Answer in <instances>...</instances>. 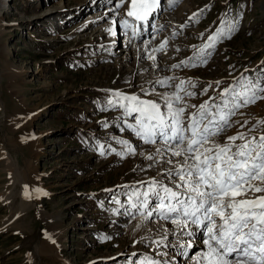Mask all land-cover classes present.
Listing matches in <instances>:
<instances>
[{
	"label": "rangeland",
	"instance_id": "rangeland-1",
	"mask_svg": "<svg viewBox=\"0 0 264 264\" xmlns=\"http://www.w3.org/2000/svg\"><path fill=\"white\" fill-rule=\"evenodd\" d=\"M6 2L0 20V264H140L145 257L160 260V251L168 253L169 264L191 262L198 246L187 255L174 245L157 249L151 241L165 228L176 233L168 241L183 244L186 235L155 214L147 220L129 203V197L136 202L134 189L148 190L170 165L149 167L153 162L145 155L154 147L126 129L124 119H132L119 108L102 109L114 91L163 104L161 96L180 80L196 85L189 104L219 101L230 86L242 91L244 77L264 72V0H161L145 30L148 38L139 40L138 31L134 50L122 55L117 47L125 36L132 39V27L117 23L116 35L107 29L113 19L137 25L124 15L127 4L116 9L118 0ZM201 12L197 22L193 14ZM225 21L234 28L230 38L225 30L201 54L212 43L208 37L226 29ZM164 41V50L154 51ZM189 58L196 67L181 64ZM165 77L173 79L157 83ZM204 88L208 92L201 95ZM231 119L248 120L249 128L264 120V99ZM238 130L244 129L237 124L226 135ZM122 139L136 155L116 154L125 151L117 143ZM197 229L189 236L197 238L194 243L206 238Z\"/></svg>",
	"mask_w": 264,
	"mask_h": 264
},
{
	"label": "snow or ice",
	"instance_id": "snow-or-ice-1",
	"mask_svg": "<svg viewBox=\"0 0 264 264\" xmlns=\"http://www.w3.org/2000/svg\"><path fill=\"white\" fill-rule=\"evenodd\" d=\"M168 2L172 4L175 0ZM126 4L125 16L147 22L160 8L161 0H130V3L118 0L116 9L124 8ZM199 15L202 12L193 14L197 22ZM117 23L125 29L132 27L133 37L139 35L127 19H113V27L107 29L110 34L116 35ZM223 23L226 29L220 28L210 35L208 40L212 43L200 49L201 54L205 49L215 47V42L225 35V30L230 38L234 28L226 21ZM166 44L164 41L154 51H163ZM148 58L153 62L156 60L155 56ZM191 59L181 61V64L196 67V63H189ZM206 62V59L201 60V63ZM171 79L165 77L157 83L168 85ZM243 81L242 91L230 86L220 92L219 101L209 97L198 105L188 103L189 99L197 96L191 90L196 87L191 80H180L178 84L170 85L174 91L161 96L163 104L155 99L114 91L107 107L102 109L119 108L123 117L132 119L131 123L124 119L126 129L144 144L154 147L153 152L145 155L146 160L153 162L149 167L170 165L160 174V179H152L148 190L141 193L134 189L132 196L136 197V202L129 197V203L147 220L155 214L160 220L175 225L180 229V236H192L193 232L188 231L192 226L203 229L206 237L202 241L204 249L189 257L195 264H264V129L259 135L253 134L264 126V120H258L249 128L248 120L241 123L231 119L238 109L264 99V95H260L264 93V72L255 79L244 77ZM220 83L216 81L217 85ZM141 92L148 95L143 88ZM207 92L208 89L204 88L200 94L206 95ZM237 124L244 130L226 135ZM104 126L107 127V123ZM221 137H224L223 142ZM117 143L125 149L117 155H136L128 140H118ZM100 147L103 149V145ZM112 151L116 150L113 148ZM151 199H155V205H150ZM116 203H120L119 200ZM169 233L176 234L174 230L165 228L164 235L151 243L157 249L173 246V242L168 241ZM175 246L192 248L194 242ZM184 254L187 255L186 252ZM158 255L160 260L145 257L140 264H169L164 259L168 256L166 251H160Z\"/></svg>",
	"mask_w": 264,
	"mask_h": 264
},
{
	"label": "bare ground",
	"instance_id": "bare-ground-1",
	"mask_svg": "<svg viewBox=\"0 0 264 264\" xmlns=\"http://www.w3.org/2000/svg\"><path fill=\"white\" fill-rule=\"evenodd\" d=\"M7 0H1V9H0V20H2L1 19V16H2V8L3 7H5V3H7L6 2ZM160 9H162V6H160V8L158 9L159 11H160ZM157 10V11H158ZM156 11V12H157ZM155 12V13H156ZM155 13H153V15L148 19V21L147 22H141V23H143V26L141 27V28H144V31H142V29H141V35L140 36H138L137 38L139 39V40H141V38H144V36L146 35L145 33H146V31H147V29H148V27L147 26H149L150 25V23H151V21H152V19L157 15V13L155 14ZM108 16V15H107ZM133 19V18H132ZM134 20V19H133ZM136 23H137V21L136 20H134ZM146 30V31H145ZM1 28H0V34H1ZM146 38H148V36L146 35L145 36ZM125 38H126V40H125V43L123 42V45H119V47H117L118 48V51H120V53H121V55H122V53L123 52H126V54H130L131 52H132V50H134L133 49V45H134V41H135V38L132 36V39L127 35V36H125ZM133 40V41H132ZM138 45H140V43L138 44ZM138 45H136V49H137V47H138ZM123 46V47H122ZM124 55V54H123ZM192 228V232L194 233L195 231H197L198 229L196 228V227H191ZM189 231V230H188ZM179 234V233H178ZM194 235V234H193ZM171 236V235H170ZM184 239H186V241L183 243V244H185V243H187V242H189V241H197V238L195 239V237H193V238H190L189 236H184L183 237ZM173 239V238H172ZM180 240V239H179ZM178 242V241H177ZM174 243L173 242V245L175 246V245H178V244H181V243ZM195 244V246H198L199 247V249H198V252H200V251H202L203 249H204V247H203V243H202V241H199V242H197V243H194ZM172 247V246H171ZM177 247V246H176ZM175 247V248H176ZM194 247H192V248H183L182 250L184 251L183 253H185L186 251H189V250H192ZM195 264V262H193V260L191 261V262H189L188 264Z\"/></svg>",
	"mask_w": 264,
	"mask_h": 264
}]
</instances>
